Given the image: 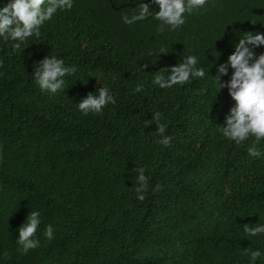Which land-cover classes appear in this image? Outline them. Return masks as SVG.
Instances as JSON below:
<instances>
[{
    "label": "trees",
    "instance_id": "obj_1",
    "mask_svg": "<svg viewBox=\"0 0 264 264\" xmlns=\"http://www.w3.org/2000/svg\"><path fill=\"white\" fill-rule=\"evenodd\" d=\"M136 2L74 0L41 27L57 29L55 42L35 45L32 38L13 56L0 47V264H250V251L264 253V234L243 231L264 223V140L262 155L250 157L254 137L241 144L221 139L231 171L206 190L182 157L157 142V121L144 123L156 112L167 127L182 121L203 91L227 107L228 89L219 93L206 76L137 102L146 78L181 54L197 55L214 76L213 51L220 53L216 64L224 63L237 33H264V0H208L175 31H161L153 18L124 24L121 13ZM161 47L168 53L156 60ZM59 54L77 72L65 77L62 91L42 94L27 81L31 61ZM102 84L117 102L83 115L75 103ZM136 167L150 177L143 201L132 188ZM32 209L41 213L40 245L22 253L18 228ZM49 224L52 240L43 236ZM255 264H264V255Z\"/></svg>",
    "mask_w": 264,
    "mask_h": 264
},
{
    "label": "clouds",
    "instance_id": "obj_2",
    "mask_svg": "<svg viewBox=\"0 0 264 264\" xmlns=\"http://www.w3.org/2000/svg\"><path fill=\"white\" fill-rule=\"evenodd\" d=\"M152 3L158 5L159 10H154L144 0H137L136 7L131 8L133 11L130 14L121 13L122 22L133 25L153 18L159 21L161 31H175L184 25L188 15L202 10L208 0H152ZM73 6L74 0H0V47H4L6 55L10 53L13 56V52L20 50L29 39L34 38L35 45L41 46L55 42L59 37L57 29L50 28L44 32L41 27L45 22L52 20L59 11L70 10ZM237 35L238 42L234 43V50L224 63L216 64L220 53L212 52L216 58L210 64L211 67L216 66L214 76L210 75L209 71L206 73L205 70L209 67H202L197 55L181 54V59L172 67L163 68L147 77L144 93L137 97V102L143 100V105L148 101L160 99L162 92L173 86L189 88L197 84L191 83L192 80L204 79L206 76L212 78V84L219 89V93L224 88L228 89L230 100L227 107L225 104L211 102L212 96L203 91L194 101L182 124L180 121L167 127L160 122L159 112L152 113V119H146L144 122L147 127L153 120L157 121L156 132L157 136L161 137L157 142L167 146L166 150H172L182 157L189 170L205 182L206 190H216L231 171L221 139L229 144L230 141L241 144L254 137L255 142L248 145L247 153L250 157L262 155L258 145L264 140V52L257 53L255 49L264 46V33L244 32ZM166 53V48L161 47L156 60L160 54ZM30 66L35 71L27 81L34 82L42 94H56L62 91L67 85L65 77L77 72L75 66L67 65L61 54L48 55L41 60L33 59ZM230 69V78L224 81L222 78L229 74ZM24 85L27 94L32 88H28L26 81ZM135 91H142V85H137ZM231 99L234 101L232 106ZM116 102L111 89L102 84L75 105L83 115H88L99 114L106 105ZM165 132L168 135H165ZM134 171L132 188L136 198L143 201L150 177L145 174L146 169L143 167H136ZM158 188L159 185L154 190ZM192 197L197 199V193ZM183 199L189 200V197L183 196ZM40 225L41 213L32 209L26 221L18 228V251L27 253L39 247L37 231ZM243 231L249 237L264 234V223L257 222L254 226L245 224ZM43 236L47 240L55 238L51 224L46 226ZM249 255L250 264H255L264 253L256 249L250 251Z\"/></svg>",
    "mask_w": 264,
    "mask_h": 264
}]
</instances>
